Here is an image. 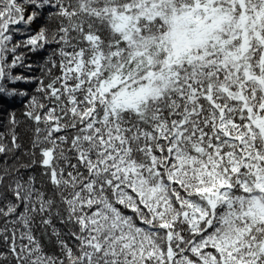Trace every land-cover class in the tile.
Listing matches in <instances>:
<instances>
[{
    "label": "snow or ice",
    "instance_id": "snow-or-ice-1",
    "mask_svg": "<svg viewBox=\"0 0 264 264\" xmlns=\"http://www.w3.org/2000/svg\"><path fill=\"white\" fill-rule=\"evenodd\" d=\"M0 264H264V0H0Z\"/></svg>",
    "mask_w": 264,
    "mask_h": 264
}]
</instances>
